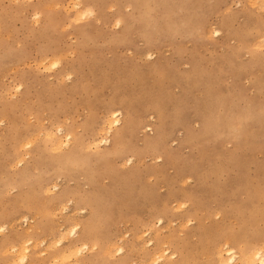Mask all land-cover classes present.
<instances>
[{"label": "rangeland", "instance_id": "rangeland-1", "mask_svg": "<svg viewBox=\"0 0 264 264\" xmlns=\"http://www.w3.org/2000/svg\"><path fill=\"white\" fill-rule=\"evenodd\" d=\"M249 2L0 0V264L26 240L25 264H60L61 229L87 243L79 264H215L225 244L237 264L262 246L264 9Z\"/></svg>", "mask_w": 264, "mask_h": 264}, {"label": "bare ground", "instance_id": "bare-ground-1", "mask_svg": "<svg viewBox=\"0 0 264 264\" xmlns=\"http://www.w3.org/2000/svg\"><path fill=\"white\" fill-rule=\"evenodd\" d=\"M250 2L252 0H249ZM249 2V3H250ZM248 3V4H249ZM252 4V2H251ZM258 4L259 7L261 9H264V0H258ZM117 23V21H116ZM260 40V39H259ZM264 41V37L261 39ZM149 57V56H148ZM17 88V87H16ZM118 115L119 113L117 112V110L115 111H111L108 115H106V117L103 119V121L101 122V126L98 127L97 129L92 131V140L91 143L96 145L98 144V142L104 141L106 142L108 139L107 137H105V135L111 130L113 125H117L118 124ZM236 124V123H235ZM59 125V124H58ZM57 125V126H58ZM129 127V123H125L120 129H118L116 131V144L117 145H121L119 144V142L124 138V136H126L128 134L127 130ZM148 128V127H146ZM149 130V128H148ZM50 132V131H49ZM58 132V131H57ZM105 134V135H104ZM165 134V133H164ZM69 133H66L64 135L65 139H60L59 137H56L53 133H49V140H50V149L52 150H58L59 148H61L64 145L68 144V140H69ZM98 135H101V137L99 136L97 138ZM104 135V136H103ZM94 136H96L94 138ZM260 140V139H259ZM257 141V140H256ZM255 141V142H256ZM254 142V141H253ZM261 142V141H260ZM116 144H114L115 146H117ZM22 147V145H21ZM74 150V148L71 146L69 148V154L72 153V151ZM27 154V153H25ZM22 157V156H21ZM124 159V158H123ZM129 160V158H128ZM123 162V161H122ZM121 162V163H122ZM127 162V161H126ZM51 186V185H50ZM46 187V186H45ZM47 188V187H46ZM55 188V187H54ZM44 190V189H43ZM51 190V189H50ZM64 204V202H63ZM68 204V203H67ZM180 204V203H178ZM55 205V204H54ZM62 205V203H61ZM177 205V204H176ZM59 206V205H58ZM177 207V206H175ZM65 208V207H64ZM74 212V211H73ZM97 212V211H96ZM25 218V217H24ZM29 220V219H28ZM159 221V220H158ZM3 224V223H2ZM9 224V223H8ZM3 226V225H2ZM1 226V228H2ZM66 227V226H65ZM59 227H57L58 229ZM62 228V227H61ZM66 229V228H65ZM162 229V228H161ZM68 233V236L74 235L75 233H77L76 231V226H71L70 229L66 230ZM64 230L61 229L60 234H59V238L56 241V244L58 246H60L56 252L59 253L58 255V261L60 264H79V260L78 258H75V256H77L78 254H80L82 252V250L84 248H86L88 245L87 243H82L79 246L77 245H73V244H68L66 243L63 244L64 239H63V234H64ZM145 233V232H144ZM148 233V232H147ZM146 233V234H147ZM67 235V234H65ZM140 235V234H139ZM142 235V232H141ZM151 237V236H150ZM43 238V237H42ZM65 238V237H64ZM140 238V236H139ZM28 239V238H27ZM40 239V238H39ZM264 239V238H263ZM149 241V240H148ZM32 242V241H31ZM41 242V240H40ZM26 244H22L20 246L17 245H12V247H10V251L12 252L11 254V258H12V262H10L11 264H15V262H19L21 264H25L27 261V257H28V244H29V240L25 241ZM226 243V242H225ZM68 244V245H67ZM79 244V243H78ZM144 245V244H143ZM262 246H257V247H249L247 249H245L246 247H242L241 248V253L242 255L238 258L239 261L237 264H264V243L261 244ZM165 249V247H164ZM41 250V249H40ZM120 251V249H118ZM162 251V250H161ZM158 251V253L155 254L154 257H152V259L148 260V264H177V262L175 261L173 263L172 260L169 259H163V253L164 251ZM4 252V251H3ZM160 252V253H159ZM37 253V252H36ZM73 257V262H71V257ZM54 258V257H53ZM151 258V257H150ZM236 258V251L233 247L228 246L227 244L224 245L223 248H218L215 252V264H234V260ZM15 259V260H14ZM162 260V261H161ZM159 261H161L159 263ZM181 261V260H179ZM8 263V264H10ZM18 264V263H17ZM136 264V263H135ZM144 264V263H143ZM146 264V263H145Z\"/></svg>", "mask_w": 264, "mask_h": 264}]
</instances>
